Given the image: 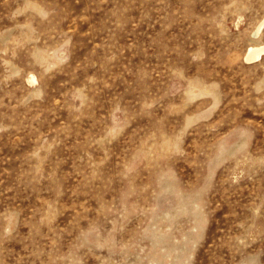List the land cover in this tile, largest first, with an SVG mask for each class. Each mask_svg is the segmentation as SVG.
Masks as SVG:
<instances>
[{
  "label": "rangeland",
  "instance_id": "1",
  "mask_svg": "<svg viewBox=\"0 0 264 264\" xmlns=\"http://www.w3.org/2000/svg\"><path fill=\"white\" fill-rule=\"evenodd\" d=\"M263 15L0 0V264H264Z\"/></svg>",
  "mask_w": 264,
  "mask_h": 264
},
{
  "label": "bare ground",
  "instance_id": "2",
  "mask_svg": "<svg viewBox=\"0 0 264 264\" xmlns=\"http://www.w3.org/2000/svg\"><path fill=\"white\" fill-rule=\"evenodd\" d=\"M240 21V20H239ZM264 32V15L255 27L253 35V43L249 45L245 53V61L248 63H256L263 59L264 45H259L255 40ZM37 77L32 74L29 78L30 82H35ZM184 248V247H183ZM183 250V249H182Z\"/></svg>",
  "mask_w": 264,
  "mask_h": 264
}]
</instances>
